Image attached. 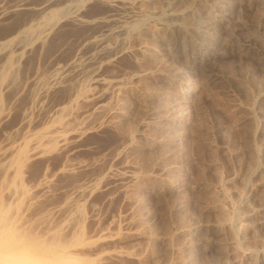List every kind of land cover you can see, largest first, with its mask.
Wrapping results in <instances>:
<instances>
[{"label":"rangeland","instance_id":"obj_1","mask_svg":"<svg viewBox=\"0 0 264 264\" xmlns=\"http://www.w3.org/2000/svg\"><path fill=\"white\" fill-rule=\"evenodd\" d=\"M32 1L0 20V147L57 117L78 136L24 168L26 225L105 235L92 264H264V0ZM115 251L134 255L100 261Z\"/></svg>","mask_w":264,"mask_h":264},{"label":"bare ground","instance_id":"obj_2","mask_svg":"<svg viewBox=\"0 0 264 264\" xmlns=\"http://www.w3.org/2000/svg\"><path fill=\"white\" fill-rule=\"evenodd\" d=\"M120 1V0H119ZM6 4L0 2V20L9 17L12 14L19 13L21 11H30L33 13H36L40 15L43 10V3L36 4L32 0H6ZM109 3L114 4L118 2V0H108ZM41 3V2H40ZM70 4V3H69ZM73 6V5H72ZM75 6V5H74ZM65 7V6H64ZM71 7V6H70ZM77 8V7H76ZM63 9V8H62ZM61 10V9H60ZM75 10V9H74ZM62 11V16L69 17L71 19V16L69 12ZM78 11V9H77ZM75 10L74 13H77ZM80 11V10H79ZM59 12V11H58ZM182 12V11H181ZM185 11H183L184 13ZM22 14V13H21ZM29 14V13H28ZM23 15V14H22ZM27 15V14H26ZM43 15V13H42ZM72 15V14H71ZM41 16V15H40ZM61 16V15H60ZM84 16V15H83ZM27 17V16H26ZM46 17V16H45ZM51 17V16H50ZM49 17V18H50ZM54 17V16H53ZM11 18V17H10ZM15 18V17H14ZM30 18V17H29ZM65 18V17H64ZM84 18V17H83ZM77 17V15L73 16L74 21L79 22H85L86 20ZM27 19V18H26ZM25 19V20H26ZM89 19V18H88ZM51 20L52 17H51ZM69 20V19H67ZM92 20V19H90ZM96 20V19H95ZM195 20V19H194ZM4 21V20H3ZM27 21V20H26ZM32 20H30L31 22ZM37 21V20H35ZM34 21V23H35ZM50 21V20H49ZM48 17L40 18L36 24L44 25L48 24ZM56 21V20H55ZM71 21V20H70ZM198 21V20H197ZM2 22V21H0ZM28 22V21H27ZM30 22L28 24L30 25ZM89 22V21H88ZM93 22V21H92ZM91 22V23H92ZM87 23V22H85ZM22 24V23H21ZM27 24V25H28ZM55 24V23H54ZM58 24V23H57ZM89 24V23H88ZM32 25V24H31ZM50 25V24H49ZM48 25V26H49ZM81 25V24H79ZM35 26V25H34ZM47 26V25H46ZM55 26V25H54ZM31 27V26H30ZM183 27V26H182ZM27 28V27H25ZM24 28V29H25ZM33 28V27H32ZM46 28V27H44ZM189 33L192 35L196 33L197 27L195 24L187 25L186 26ZM23 29V30H24ZM31 30V28H29ZM34 29V28H33ZM38 29V28H37ZM29 30V31H30ZM50 30V29H49ZM33 31V30H32ZM31 31V32H32ZM35 31V30H34ZM44 31V30H42ZM47 31V29H46ZM21 32V31H20ZM30 32V33H31ZM39 32V31H38ZM19 33V32H18ZM35 33V32H33ZM32 33V34H33ZM41 33V32H40ZM50 33V32H49ZM28 34V32H22L18 35L17 43L15 41V45H20L23 43L25 35ZM31 36V35H30ZM137 36V35H136ZM42 37V36H41ZM28 38V35H27ZM30 39V37H29ZM34 40V39H33ZM36 40V39H35ZM6 41V40H5ZM11 41V40H10ZM37 41V40H36ZM39 41V40H38ZM12 43V42H11ZM9 46V45H8ZM8 46H6L5 42H0V53L2 50V55L0 58L3 60V66L5 67V70H10L9 73L11 75L13 74L12 71H14V61L13 56L9 53ZM13 46V45H12ZM25 46V43H24ZM22 46V47H24ZM13 51V50H12ZM110 52V51H108ZM106 53V51H105ZM110 55V54H109ZM19 56V55H18ZM111 56V55H110ZM109 56V57H110ZM13 57V58H12ZM108 57V56H106ZM116 57V56H115ZM19 58V57H17ZM106 59V58H105ZM110 59V58H109ZM107 59V61L109 60ZM16 60V59H15ZM111 60V59H110ZM106 61V60H105ZM104 62V61H103ZM102 63V62H101ZM107 63V62H106ZM101 65V64H100ZM74 68V66H73ZM63 68H59V74L62 76V73H65L62 71ZM3 70V69H2ZM15 72V71H14ZM6 73V72H5ZM4 73V74H5ZM3 74V75H4ZM67 73H65L66 75ZM60 75H58L60 77ZM63 75V76H65ZM100 75V74H99ZM58 76H56L58 78ZM12 77V76H11ZM15 77V76H14ZM55 79L46 86V94L51 89H56L55 87L60 84V80ZM61 78V77H60ZM101 79V78H100ZM12 80V79H11ZM99 80V79H98ZM110 80V79H109ZM104 80L102 78L99 80V82L102 85L110 84V82ZM113 80V79H112ZM116 80V79H115ZM63 81V80H62ZM61 81V82H62ZM67 81V80H66ZM117 81V80H116ZM119 81V80H118ZM64 82V81H63ZM98 82V81H97ZM112 82V81H111ZM117 83V82H115ZM119 83V82H118ZM63 84V83H62ZM101 85V86H102ZM115 85V84H114ZM63 86V85H61ZM111 86V84L109 85ZM117 86V84H116ZM119 86V85H118ZM60 87V85H59ZM104 87V86H103ZM108 87V86H107ZM126 87V86H125ZM195 88V87H194ZM103 89V88H102ZM120 89V88H119ZM191 89V88H190ZM45 90V89H44ZM119 91V90H118ZM192 91V90H191ZM120 92V91H119ZM183 92V91H182ZM85 94V93H84ZM81 95V94H80ZM184 95V94H183ZM89 97V96H88ZM182 97V96H181ZM81 98V97H80ZM84 99V98H83ZM87 99V97H86ZM91 99V98H90ZM82 101V100H81ZM89 101V100H88ZM178 101V100H177ZM99 103V102H98ZM108 104V103H107ZM110 105V104H108ZM108 106L103 102H101L97 108L96 111L98 115L100 112H105V110ZM71 109V108H70ZM95 109V108H94ZM57 113L60 115L66 114L69 111V106H59L57 109ZM119 112V111H118ZM109 113V112H108ZM69 114V112H68ZM92 114V113H91ZM95 114V113H94ZM183 114V113H182ZM4 115V114H3ZM67 115V114H66ZM65 115V116H66ZM85 115V114H84ZM101 115V114H100ZM104 115V114H103ZM179 115V114H178ZM187 115V114H186ZM93 116V115H92ZM96 117V115H94ZM181 116V115H180ZM2 119L5 118V116H2ZM64 117V116H63ZM91 115L87 116V119L90 118ZM178 117V116H177ZM183 117V116H182ZM93 118V117H92ZM99 118V117H98ZM119 118V117H118ZM59 120L58 117L54 119L55 125L52 127H48L44 130L40 131H28V133L23 137V140L21 144H14L11 142V146L6 144L3 147H0V189L2 191H5L6 198L9 197H16L22 195L23 202L19 206H16V208H9L7 207L3 202L4 195L0 196V264H92L90 259L82 257V255L87 254L88 252L94 250L96 248L94 245H97L99 243L102 244L106 240L105 235L102 236V239H98L96 242L92 243L85 241V238L82 236L80 232L72 233L71 236L68 233V226L69 224H65L66 226H57L58 228L54 231L49 233L47 236H45L42 239H39L38 236H36L33 232V227L26 225V216L24 215V212L28 210V205L30 203V200H32L33 197H35V192H30L28 190V187L24 186L23 181V173L26 172L24 168L28 165V163L31 162V160H34L36 157H39L43 154H46L51 151H55L58 149H62L63 147H66V145L75 139L78 135L72 132L74 130V126L69 125L67 122ZM112 121V120H111ZM115 121V120H114ZM117 121V120H116ZM76 122V121H75ZM106 122V121H105ZM108 122V121H107ZM70 123V122H69ZM79 123V122H78ZM118 123V122H117ZM86 124V123H85ZM101 124V123H100ZM99 124V125H100ZM89 125V124H88ZM86 127V126H85ZM100 127V126H99ZM102 127V126H101ZM104 127V126H103ZM108 127V126H107ZM77 128V127H76ZM80 128V127H79ZM88 129V128H86ZM81 130V129H80ZM90 130V129H89ZM77 131V129H76ZM84 131V130H83ZM87 131V130H86ZM82 133V132H81ZM130 133V132H129ZM84 135V134H83ZM132 137V136H131ZM131 137H129L131 139ZM22 138V137H21ZM21 140V139H20ZM131 141V140H130ZM76 142V141H74ZM73 142V143H74ZM129 142V141H128ZM7 143V141H6ZM132 143V142H131ZM5 144V143H4ZM74 145V144H73ZM61 151V150H60ZM64 152V151H63ZM57 153V152H56ZM42 157V156H41ZM30 166V165H28ZM27 166V167H28ZM26 167V168H27ZM28 170V169H27ZM67 173V172H66ZM26 174V173H24ZM148 176V175H145ZM134 177V176H133ZM25 178V177H24ZM135 178L137 179H143L144 176H141L140 174H136ZM47 182V181H46ZM136 182V181H135ZM23 183V184H22ZM38 184V183H37ZM43 186L46 184L45 182L41 183ZM40 185V184H39ZM40 186V187H41ZM26 187V188H25ZM44 188V187H43ZM32 190V189H31ZM45 193V192H44ZM43 193V194H44ZM19 195V196H18ZM18 196V197H17ZM38 197V196H37ZM21 198V197H20ZM18 198V199H20ZM22 200V199H20ZM39 200V199H38ZM28 204V205H27ZM33 206V205H32ZM31 207V205H30ZM67 207V206H66ZM264 209V206H263ZM38 211V210H37ZM40 211V210H39ZM67 211V210H66ZM29 213V211H28ZM31 213V212H30ZM29 213V214H30ZM34 213V212H33ZM37 213V212H36ZM35 214V213H34ZM51 214V213H50ZM73 215V214H72ZM36 217L35 216H31ZM72 217V216H71ZM70 218V217H69ZM75 218V217H74ZM264 218V217H263ZM41 219V218H40ZM43 219V218H42ZM77 219V217H76ZM235 219V218H234ZM238 219V218H237ZM49 220V219H48ZM65 220V219H64ZM71 220V219H70ZM231 220V219H230ZM41 221V220H40ZM66 221V220H65ZM39 221H37L38 223ZM43 222V221H42ZM225 222V221H224ZM228 222V221H227ZM233 222V221H232ZM29 223V222H28ZM32 223V222H31ZM52 223V222H51ZM76 223V222H75ZM80 224V223H79ZM234 224V223H233ZM45 225V224H44ZM50 225V224H49ZM75 225V224H74ZM73 225V226H74ZM229 225V223H228ZM53 226V225H52ZM51 226V227H52ZM230 226V225H229ZM36 227V226H35ZM44 227V226H42ZM56 227V226H55ZM75 227V226H74ZM231 227V226H230ZM234 227V225H233ZM39 228V227H38ZM41 230V229H40ZM70 232V231H69ZM36 233V231H35ZM41 233V232H40ZM44 234V233H43ZM84 234V233H83ZM41 235V234H40ZM46 235V234H45ZM68 235L70 237H68ZM85 236V234H84ZM109 237V236H107ZM88 239V238H86ZM90 240V239H88ZM108 240V239H107ZM95 241V240H94ZM100 245V244H99ZM103 245V244H102ZM101 247V246H100ZM89 254V253H88ZM134 254L126 252V251H115L114 253L104 255L100 257V261L102 259H113V258H123L125 256H132ZM94 264V263H93Z\"/></svg>","mask_w":264,"mask_h":264}]
</instances>
